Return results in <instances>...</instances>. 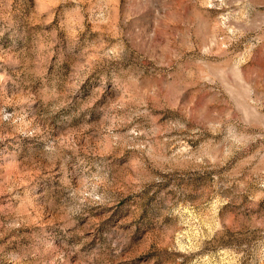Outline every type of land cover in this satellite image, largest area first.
<instances>
[{"label": "rangeland", "instance_id": "374dc122", "mask_svg": "<svg viewBox=\"0 0 264 264\" xmlns=\"http://www.w3.org/2000/svg\"><path fill=\"white\" fill-rule=\"evenodd\" d=\"M0 264H264V0H0Z\"/></svg>", "mask_w": 264, "mask_h": 264}]
</instances>
